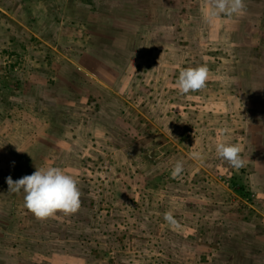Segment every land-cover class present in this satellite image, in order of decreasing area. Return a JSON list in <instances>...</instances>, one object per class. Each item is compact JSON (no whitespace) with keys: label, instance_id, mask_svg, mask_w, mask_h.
I'll return each instance as SVG.
<instances>
[{"label":"rangeland","instance_id":"374dc122","mask_svg":"<svg viewBox=\"0 0 264 264\" xmlns=\"http://www.w3.org/2000/svg\"><path fill=\"white\" fill-rule=\"evenodd\" d=\"M49 1L0 0V264H264V0L211 23L213 0ZM103 39L114 71L87 60ZM48 167L77 181L76 213L8 191Z\"/></svg>","mask_w":264,"mask_h":264},{"label":"clouds","instance_id":"9594fccd","mask_svg":"<svg viewBox=\"0 0 264 264\" xmlns=\"http://www.w3.org/2000/svg\"><path fill=\"white\" fill-rule=\"evenodd\" d=\"M244 8V0H213V6L205 13V19L211 23L220 15L242 14ZM207 77L208 69L204 66L182 70L177 80L178 88L183 94L197 91L205 87ZM216 152L221 158L230 162L234 168L244 166L238 146L221 142L217 144ZM191 158L201 160L202 154L193 152ZM182 171L183 163L178 161L175 164L173 175H178ZM6 183L9 187L8 191L25 194V207L38 219L55 216L58 212L71 215L76 213L81 206V193L77 181L59 167L36 168L31 175L15 181L9 176L6 178ZM164 218L171 221L172 214L166 213Z\"/></svg>","mask_w":264,"mask_h":264},{"label":"crops","instance_id":"0c3cea01","mask_svg":"<svg viewBox=\"0 0 264 264\" xmlns=\"http://www.w3.org/2000/svg\"><path fill=\"white\" fill-rule=\"evenodd\" d=\"M95 1L99 3V1H97V0H95ZM25 2H26V0H23V2H21V3L22 4L24 3V5L26 7V3ZM49 2L50 1L47 0L46 5H45V8H46L47 11L50 10V6H48L50 4ZM73 4H79V3L77 1H75V3L73 2ZM97 5H100V4H97ZM104 5H107V3H104ZM114 15H116V14L114 13ZM140 31H141L140 32V39H141L140 41H138L137 39L128 38L127 37V34L128 33L126 32L125 33V39H122L121 40L122 41V44H124V45L132 44L133 46H136L138 44V45H141L142 46L144 44L143 42L147 39V37H145V34L142 31V29ZM103 40L104 41H107V43H108L107 44V47L106 46H103V50H101V51H94V52L88 53V59L87 60L90 61V62L91 61H93V62H96V61H105L106 69L109 70V71H114V69L116 70L117 67H112L110 65V62H117V61L114 59V57H112L113 56V53L111 51L110 41H109V39H103ZM114 40L119 41L118 39H114ZM151 41L154 44H157L160 41L159 35L158 34H155V37L154 38H152V36H151ZM101 54H103V57H101ZM108 63H109V65H108ZM89 75H93V74L90 72ZM261 185H262L261 188L262 187L264 188V183L263 182H262Z\"/></svg>","mask_w":264,"mask_h":264}]
</instances>
